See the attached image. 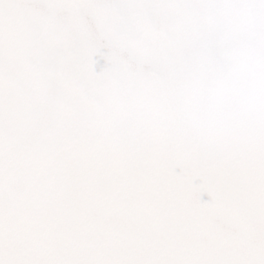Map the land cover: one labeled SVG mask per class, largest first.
<instances>
[{
    "label": "snow or ice",
    "instance_id": "obj_1",
    "mask_svg": "<svg viewBox=\"0 0 264 264\" xmlns=\"http://www.w3.org/2000/svg\"><path fill=\"white\" fill-rule=\"evenodd\" d=\"M0 264H264V0H0Z\"/></svg>",
    "mask_w": 264,
    "mask_h": 264
}]
</instances>
